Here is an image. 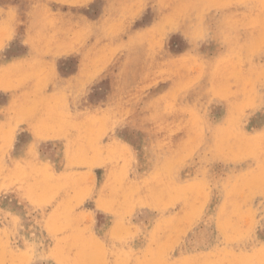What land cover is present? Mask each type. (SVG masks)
Wrapping results in <instances>:
<instances>
[{"label":"rangeland","instance_id":"rangeland-1","mask_svg":"<svg viewBox=\"0 0 264 264\" xmlns=\"http://www.w3.org/2000/svg\"><path fill=\"white\" fill-rule=\"evenodd\" d=\"M180 1L161 13L191 47L113 71L114 101L51 96L52 72L26 69L0 105V264H264V0Z\"/></svg>","mask_w":264,"mask_h":264},{"label":"crops","instance_id":"crops-1","mask_svg":"<svg viewBox=\"0 0 264 264\" xmlns=\"http://www.w3.org/2000/svg\"><path fill=\"white\" fill-rule=\"evenodd\" d=\"M36 1H37V3H36ZM61 1H62V3H61ZM61 1L60 0H57V1L56 0H53V1L52 0H50V1L49 0H44V1L43 0H19V1L18 0H0V29H1L0 30V39L3 42V43L1 42L2 45H0L1 46V67L3 66L1 68V72L3 75H1L2 77L0 80L1 81L0 84L2 86V88L0 87V105L1 106L9 107V105L13 103V98H12V95H13L12 91L13 90H12V88L15 85H17V82L21 83V84L20 83L18 84L19 86L25 85L28 78H30L29 76L27 78L26 77L27 75H25L26 69H28V68H29V71L33 72V75L35 74L34 76H31L32 78L38 77L36 75L37 72L41 71L40 73L44 74L48 70L53 71V73H52L53 77L50 78V82L47 84V91L45 90L48 94H51V96H53L54 94L56 96L62 95L61 93H63V91L66 90L63 94L67 93V95H69L71 97V99L74 101L81 100L82 102H90V101H92L91 99L96 100V101H111V100H115V98L113 97L114 90L112 88L110 89V86L116 85V83L111 80L113 78V74H115L114 72L120 71V70L137 71V70H141L144 68L146 69L147 67H145V65L143 64V58H141L140 56L148 54L152 51L154 52L153 48L156 45L157 46L161 45V44H165V46L167 45V52L166 53L172 54V55L181 54V53L185 52L188 47H191V43H192L191 41L192 40L190 38H188L183 33V30L181 28L178 27V28H173V29L168 30L169 27L166 25V20H165V17L163 16L164 14L161 13V10H160V9L168 6V3H169L168 0H165V2H164V0H161V1L159 0V2H158V0H150V2H152L153 4L150 3L149 0H147V1L145 0L146 2L144 0H140V1L134 0V2H133V0H125V1L124 0H118V1L117 0H89V1L88 0L87 1H85V0H75V1L74 0H70V1L66 0L68 3L67 2H65V3H67V4H65L63 0H61ZM78 1H79V4H78ZM119 1H124V2H119ZM141 1H142V3H141ZM121 3H123V4L121 5ZM164 3H166V4H164ZM68 4H70V5H68ZM77 5H78V7H77ZM139 5H142V6L139 7ZM44 6H46L47 9H45ZM125 7H126V10L125 9L123 10V8H125ZM49 8H50V10H49ZM97 8H99V10ZM131 8L133 11L131 10ZM147 8H149V10H147ZM156 8H157V12H156ZM7 9H9L8 12H7ZM10 9H12V12L10 11ZM30 9H32V10H30ZM70 11L73 13H71ZM132 12H135V13L131 14ZM139 12H141V14ZM144 12H145V14H144ZM37 13H39V14H37ZM46 13H48V14L45 16ZM98 13L99 14L101 13V15H99ZM126 13L129 17L126 15ZM5 14H7V15H5ZM119 14H121V16ZM123 14L125 15L124 18H123V16H124ZM30 15H31V17H30ZM33 15H34V17H33ZM14 16H15V18H14ZM83 16H84V19H83ZM104 16H106V17H104ZM136 16H138V17L140 16V17L138 18ZM146 16H147V19H146ZM32 17L37 22L34 21V19ZM40 17H42V18H40ZM64 17H66V18H64ZM79 17L80 18L82 17V18L80 19ZM117 17H119V18H117ZM121 18H123V20H121ZM54 19H57V20H54ZM102 19H105L104 20L105 22ZM136 19H138V20H136ZM39 20H42V22ZM49 20H51L50 21L51 23L49 22ZM79 20H80V22H79ZM83 20H85V22ZM101 20H102V22H101ZM132 21L134 23H132ZM87 23H89L91 26L88 25ZM102 23L104 25H102ZM1 24L3 25V27ZM11 24H13V25H11ZM36 24H37V26L39 25L40 27L37 28ZM43 25H44V27H43ZM96 25H97V27H96ZM98 25H100L102 27H100ZM31 27L33 28L34 31L35 30H37V31L33 32ZM2 28H3V30L4 29H6V30L3 31ZM40 28H41V30H40ZM42 29H44V30H42ZM88 29H89V31H88ZM162 29H163V31H162ZM151 30H152V32H151ZM145 31L148 33V35L145 33ZM154 31H155V33H154ZM27 32H29V33H27ZM104 32H105V34H104ZM81 33L83 36L81 35ZM106 33H107V35H106ZM144 33H145V35H144ZM4 34H7V36L6 35L4 36ZM66 34H68V35H66ZM84 34H86V35H84ZM180 34H181V36H179ZM31 35L32 36L34 35V37H32ZM94 35L95 36L97 35L100 37H97V36L95 37ZM105 35H106V37H102ZM152 35H154V36L152 37ZM56 36H57V38H56ZM108 36H110V37H108ZM138 36H140V37H138ZM64 37H65V39H64ZM129 37H130L131 41H133V42H131L129 40ZM156 37H159V39ZM31 38H32V40H31ZM96 38H97V41H95ZM140 38H141V40H140ZM152 38L157 39L158 43L156 45L152 44L151 41H149ZM60 39H62V40L64 39L65 43H63L62 40L60 41ZM133 39H135V40H133ZM142 39H145V40H142ZM146 39H149V40H147L148 42L146 41ZM93 40L95 41V43H93ZM36 41H39V42L36 43ZM184 41L185 42L187 41V44ZM125 42H128L129 44L128 43H126V44L129 46H126ZM101 43H102V46H100ZM130 43L131 44L133 43L134 45L132 44L131 45L132 47H131ZM146 43L148 46L146 45ZM65 44H66V46H65ZM94 44H96V45H94ZM151 44L154 45V47ZM20 45H21V47H20ZM52 45H54V46H52ZM149 45L153 48H151V49L147 48V47H150ZM59 46H61V47H59ZM118 46L120 47V49ZM49 47H51V49ZM57 47H59V48L57 49ZM115 47H116V49H115ZM121 47H122V49H121ZM117 48H118V50H117ZM53 49H56L55 51L57 52V54H56V52H54ZM60 49H64V50H60ZM51 50H53V53H50ZM59 50L63 53H61ZM65 50H67V52H64ZM125 51H126V53H125ZM82 52H84V53H82ZM54 54H56V55H54ZM122 55H123V57H122ZM39 58L40 59L42 58V61H44V63H40L42 61ZM70 59H71V61H70ZM110 59H112V60H110ZM18 60H20V61H18ZM36 60L38 63L36 62ZM25 62L27 63V65ZM10 63H12V64H10ZM34 63H35V65H34ZM18 64H20V65H18ZM37 65H39V66H37ZM75 65H76V67H75ZM84 65H86V66L84 67ZM19 67H21V68H19ZM117 67H119V68H117ZM8 68H9V70L12 69L10 73L14 72V73H12V75L10 73H8L9 72ZM53 68H54V70H53ZM85 69H86V73H85ZM101 70H102V72H101ZM54 71H55V73H54ZM87 71H89V72L91 71L93 76L91 75V73H89ZM76 73H77V75H76ZM87 75H90L91 77L89 76V78H88ZM17 77H18V79H17ZM22 79H23V82H22ZM66 79H68V80H66ZM74 80H75V82H74ZM24 81H25V83H24ZM69 81L70 82L72 81V82L70 83ZM81 81H82V83H80ZM83 81L85 83H83ZM5 83L9 84V85L3 86L2 84H5ZM82 85H84V86H82ZM5 86H6V88H4ZM63 86H64V88H63ZM65 86H66V89H65ZM92 86H96L94 88L95 91L93 92V95L95 96V98H91L92 96L90 95V88ZM108 86H109V88H107ZM75 87L76 88L80 87V90H77ZM61 88H62V91L60 92ZM68 91L70 93H68ZM75 96H77V97H75Z\"/></svg>","mask_w":264,"mask_h":264},{"label":"bare ground","instance_id":"bare-ground-1","mask_svg":"<svg viewBox=\"0 0 264 264\" xmlns=\"http://www.w3.org/2000/svg\"><path fill=\"white\" fill-rule=\"evenodd\" d=\"M18 1H19V0H18ZM43 1H44V0H43ZM49 1H50V0H49ZM52 1H53V0H52ZM56 1H57V0H56ZM60 1H61V0H60ZM63 1H64V3L67 2L66 0H63ZM69 1H70V0H69ZM74 1H75V0H74ZM85 1H87V0H85ZM88 1H89V0H88ZM117 1H118V0H117ZM124 1H125V0H124ZM124 1H119V2H124ZM136 1H137V0H136ZM136 1H135V2H136ZM138 1H140V0H138ZM144 1H145V0H144ZM146 1H147V0H146ZM146 1H145V2H146ZM160 1H161V0H160ZM181 1H182V0H181ZM181 1H180V2H181ZM187 1H188V0H187ZM196 1H197V0H196ZM205 1H206V0H205ZM226 1H227V0H226ZM230 1H231V0H230ZM230 1H229V2H230ZM235 1H236V0H235ZM238 1H239V0H238ZM247 1L249 2V0H247ZM253 1H254V0H253ZM259 1H260V0H259ZM41 2H42V1H41ZM133 2H134V0H133ZM133 2H132V3H133ZM149 2H150V0H149ZM158 2H159V0H158ZM164 2H165V0H164ZM189 2H190V4H192L191 1H189ZM201 2H202V1H201ZM232 2H233V1H232ZM232 2H231V3H232ZM239 2H241V0H240ZM242 2H243V1H242ZM36 3H37V1H36ZM45 3H46V2H45ZM61 3H62V1H61ZM67 3H68V2H67ZM67 3H65V4H67ZM70 3H71V2H70ZM75 3H76V2H75ZM96 3H97V2H96ZM110 3H111V2H110ZM141 3H142V1H141ZM150 3H152V2H150ZM187 3H188V2H187ZM187 3H186V4H187ZM197 3H198V1H197ZM202 3H203V2H202ZM237 3H238V2H237ZM244 3H246V1H245ZM249 3H250V2H249ZM53 4H54V3H53ZM71 4H72V3H71ZM78 4H79V1H78ZM83 4H84V3H83ZM97 4H98V3H97ZM122 4H123V3H121V5H122ZM130 4H131V3H130ZM152 4H153V3H152ZM164 4H166V3H164ZM200 4H201V3H200ZM68 5H70V4H68ZM81 5H82V4H81ZM90 5H91V4H90ZM188 5H189V4H188ZM196 5H197V4H196ZM228 5H230V4H228ZM243 5H244V4H243ZM46 6H47V5H46ZM46 6H44L45 9H47ZM65 6H66V5H65ZM88 6H89V5H88ZM105 6H106V5H105ZM109 6H110V5H109ZM130 6H131V5H130ZM130 6H129V7H130ZM140 6H142V5H139V7H140ZM158 6H159V5H158ZM158 6H157V7H158ZM199 6H200V5H199ZM246 6H248V5H246ZM260 6H261V5H260ZM263 6H264V5H263ZM69 7H70V6H69ZM72 7H73V6H72ZM77 7H78V5H77ZM129 7H128V8H129ZM137 7H138V6H137ZM143 7H144V6H143ZM149 7H150V6H149ZM84 8H85V7H84ZM183 8H184V7H183ZM188 8H189V6H188ZM239 8H240V7H239ZM250 8H251V7H250ZM259 8H260V7H259ZM54 9H55V8H54ZM97 9L99 10V8H97ZM124 9L126 10V7L123 8V10H124ZM129 9H130V8H129ZM140 9H141V8H140ZM154 9H155V8H154ZM162 9H163V8H162ZM162 9H160V10H162ZM179 9H180V11H182L181 8H179ZM185 9H186V8H185ZM185 9H184V10H185ZM195 9H198V7L195 8ZM211 9H212V8H211ZM226 9H227V8H226ZM251 9H252V8H251ZM8 10H9V9H7V12H8ZM30 10H32V9H30ZM42 10H43V9H42ZM49 10H50V8H49ZM131 10H132V8H131ZM137 10H138V9H137ZM147 10H149V8H147ZM220 10H221V9H220ZM237 10H238V9H237ZM248 10H249V7H248ZM10 11L12 12V9H10ZM10 11H9V12H10ZM14 11H15V10H14ZM56 11H57V10H56ZM58 11H59V10H58ZM105 11H106V10H105ZM127 11H128V10H127ZM129 11H130V10H129ZM132 11H133V10H132ZM138 11H139V10H138ZM153 11H154V10H153ZM176 11H177V9H176ZM180 11H179V13H181ZM235 11H236V10H235ZM239 11H240V10H239ZM262 11H263V10H262ZM262 11H261V12H262ZM23 12H24V11H23ZM59 12H60V11H59ZM70 12H71V11H70ZM70 12H69V13H70ZM97 12H98V11H97ZM109 12H110V11H109ZM135 12H136V11H135ZM135 12H132L131 14H134ZM141 12H142V11H141ZM141 12H139V13L141 14ZM148 12H149V11H148ZM156 12H157V8H156ZM156 12H155V13H156ZM171 12H172V11H171ZM230 12H231V11H230ZM232 12H233V11H232ZM237 12H238V11H237ZM240 12H241V11H240ZM256 12H257V11H256ZM51 13H52V12H51ZM71 13H73V12H71ZM76 13H77V12H76ZM128 13H129V12H128ZM146 13H147V12H146ZM151 13H152V12H151ZM177 13H178V12H177ZM186 13H187V11H186ZM191 13H192V12H191ZM241 13H242V12H241ZM35 14H36V13H35ZM37 14H39V13H37ZM47 14H48V13H46L45 16H46ZM78 14H79V13H78ZM78 14H77V15H78ZM85 14H86V13H85ZM98 14H99V13H98ZM104 14H105V13H104ZM107 14H108V13H107ZM121 14H122V13H121ZM121 14H119V15L121 16ZM131 14H130V15H131ZM142 14H143V13H142ZM144 14H145V12H144ZM194 14H195V13H194ZM3 15H4V14H3ZM5 15H7V14H5ZM28 15H29V14H28ZM51 15H52V14H51ZM66 15H67V14H66ZM69 15H70V14H69ZM71 15H72V14H71ZM77 15H76V16H77ZM93 15H94V14H93ZM93 15H92V16H93ZM99 15H101V13H100ZM119 15H118V16H119ZM123 15H124V14H123ZM126 15H127V13H126ZM239 15H240V14H239ZM241 15H242V14H241ZM35 16H36V15H35ZM53 16H54V15H53ZM55 16H56V15H55ZM58 16H59V15H58ZM60 16H61V15H60ZM74 16H75V15H74ZM78 16H79V15H78ZM94 16H95V15H94ZM106 16H107V15H106ZM106 16H104V17H106ZM127 16H128V15H127ZM191 16H192V15H191ZM256 16H259V15H256ZM4 17H5V16H4ZM4 17H3V18H4ZM30 17H31V15H30ZM33 17H34V15H33ZM33 17H32V18H33ZM38 17H39V16H38ZM56 17H57V16H56ZM68 17H69V16H68ZM88 17H89V16H88ZM96 17H97V16H96ZM107 17H108V16H107ZM124 17H125V15L123 16V18H124ZM128 17H129V16H128ZM136 17H138V16H136ZM139 17H140V16H139ZM139 17H138V18H139ZM186 17H187V16H186ZM194 17H195V16H194ZM226 17H227V15H226ZM237 17H238V16H237ZM14 18H15V16H14ZM22 18H23V17H22ZM40 18H42V17H40ZM50 18H51V17H50ZM60 18H61V17H60ZM60 18H59V19H60ZM64 18H66V17H64ZM79 18H80V17H79ZM81 18H82V17H81ZM81 18H80V19H81ZM91 18H92V17H91ZM117 18H119V17H117ZM123 18H121V20H123ZM141 18H142V17H141ZM149 18H150V17H149ZM224 18H225V17H224ZM4 19H5V18H4ZM27 19H28V18H27ZM33 19H34V18H33ZM57 19H58V18H57ZM57 19H54V20H57ZM83 19H84V16H83ZM99 19H100V18H99ZM106 19H107V18H106ZM127 19H128V18H127ZM146 19H147V16H146ZM186 19H187V18H186ZM207 19H208V18H207ZM246 19H247V18H246ZM255 19H257V18H255ZM5 20H6V19H5ZM5 20H4V21H5ZM102 20L104 21L105 19H102ZM102 20H101V22H102ZM125 20H126V19H125ZM125 20H124V21H125ZM136 20H138V19H136ZM34 21H36V20L34 19ZM39 21L42 22V20H39ZM50 21H51V20H49V22H50ZM83 21L85 22V20H83ZM193 21H194V20H193ZM244 21H245V20H244ZM253 21H254V20H253ZM257 21H258V19H257ZM10 22H11V21H10ZM32 22H33V21H32ZM36 22H37V21H36ZM79 22H80V20H79ZM104 22H105V21H104ZM107 22H108V21H107ZM109 22H110V21H109ZM140 22H141V21H140ZM247 22H249V21H247ZM262 22H264V20H263ZM1 23H2V22H1ZM50 23H51V22H50ZM62 23H63V22H62ZM74 23H75V22H74ZM132 23H134V22L132 21ZM143 23H144V22H143ZM200 23H201V22H200ZM2 24H3V23H2ZM2 24H1V25H2ZM87 24L90 25L89 23H87ZM97 24H98V23H97ZM138 24H139V23H138ZM167 24H168V23H167ZM169 24H170V23H169ZM184 24H185V23H184ZM223 24H224V23H223ZM244 24H246V23H244ZM248 24H249V23H248ZM257 24H258V23H257ZM11 25H13V24H11ZM30 25H31V24H30ZM33 25H34V24H33ZM44 25H45V24H44ZM44 25H43V27H44ZM88 25H87V26H88ZM102 25H104V24L102 23ZM132 25H133V24H132ZM178 25H179V24H178ZM186 25H187V24H186ZM192 25H193V24H192ZM198 25H199V24H198ZM220 25H221V24H220ZM255 25H256V24H255ZM4 26H5V25H4ZM36 26H37V24H36ZM36 26H35V27H36ZM87 26H86V27H87ZM90 26H91V25H90ZM98 26H100V25H98ZM126 26H127V25H126ZM147 26H148V25H147ZM196 26H197V25H196ZM196 26H195V27H196ZM199 26H200V25H199ZM199 26H197V27L200 28ZM224 26H225V25H224ZM227 26H228V25H227ZM251 26H252V24H251ZM2 27H3V25H2ZM38 27H40V26L38 25L37 28H38ZM96 27H97V25H96ZM100 27H102V26H100ZM145 27H146V26H145ZM169 27H170V26H169ZM174 27H176V26H174ZM234 27H235V26H234ZM256 27H257V26H256ZM263 27H264V26H263ZM58 28H59V27H58ZM60 28H61V27H60ZM88 28H89V27H88ZM127 28H128V27H127ZM165 28H166V27H165ZM179 28H180V27H179ZM184 28H185V27H184ZM189 28H190V26H189ZM192 28H194V26H193ZM232 28H233V27H232ZM235 28H236V27H235ZM10 29H11V28H10ZM31 29L33 30L32 27H31ZM35 29H36V28H35ZM89 29H90V28H89ZM89 29H88V31H89ZM139 29H140V28H139ZM148 29H149V28H148ZM150 29H151V28H150ZM202 29H203V28H202ZM237 29H238V28H237ZM0 30H1V29H0ZM2 30H3V28H2ZM4 30H6V29H4ZM4 30H3V31H4ZM40 30H41V28H40ZM42 30H44V29H42ZM80 30H81V29H80ZM134 30H135V29H134ZM168 30H169V28H168ZM177 30H178V29H177ZM222 30H223V29H222ZM257 30H258V29H257ZM35 31H37V30H35ZM35 31L33 30V32H35ZM81 31H82V30H81ZM88 31H87V32H88ZM99 31H100V30H99ZM149 31H150V30H149ZM227 31H228V30H227ZM247 31H248V30H247ZM261 31H263V29H262ZM11 32H12V31H11ZM11 32H10V33H11ZM83 32H84V31H83ZM83 32H82V33H83ZM109 32H110V31H109ZM112 32H113V31H112ZM112 32H111V33H112ZM151 32H152V30H151ZM191 32H192V31H191ZM255 32H256V31H255ZM27 33H29V32H27ZM47 33H48V32H47ZM64 33H65V32H64ZM82 33H81V35H82ZM133 33H134V32H133ZM145 33L148 35V33H147L146 31H145ZM145 33H144V35H145ZM154 33H155V31H154ZM201 33H202V32H201ZM261 33H262V32H261ZM36 34H37V33H36ZM42 34H43V33H42ZM42 34H41V35H42ZM91 34H92V33H91ZM91 34H90V35H91ZM97 34H98V33H97ZM104 34H105V32H104ZM116 34H117V33H116ZM122 34H123V33H122ZM173 34H174V33H173ZM175 34H176V33H175ZM190 34H191V33H190ZM198 34H199V33H198ZM223 34H224V32H223ZM244 34H245V32H244ZM248 34H249V32H248ZM5 35L7 36V34H4V36H5ZM10 35H11V34H10ZM10 35H9V36H10ZM44 35H45V34H44ZM50 35H51V34H50ZM66 35H68V34H66ZM66 35H65V36H66ZM84 35H86V34H84ZM92 35H93V34H92ZM106 35H107V33H106ZM106 35H105V36H102V37H106ZM111 35H112V34H111ZM124 35H125V34H124ZM133 35H134V34H133ZM154 35H155V34H154ZM154 35H152V37H153ZM168 35H169V34H168ZM177 35H178V34H177ZM195 35H196V34H195ZM224 35H225V34H224ZM240 35H241V34H240ZM258 35H259V34H258ZM258 35H256V36H258ZM260 35H261V34H260ZM260 35H259V36H260ZM9 36H8V37H9ZM31 36H32V35H31ZM42 36H43V35H42ZM82 36H83V35H82ZM94 36H95V35H94ZM96 36H97V35H96ZM96 36H95V37H96ZM115 36H116V35H115ZM129 36H130V35H129ZM158 36H159V35H158ZM171 36H172V35H171ZM179 36H181V34H180ZM231 36H232V34H231ZM32 37H34V35H33ZM66 37H67V36H66ZM97 37H100V36H97ZM108 37H110V36H108ZM130 37H131V36H130ZM130 37H129V40L131 41ZM135 37H136V36H135ZM138 37H140V36H138ZM148 37H149V36H148ZM164 37H165V36H164ZM27 38H28V37H27ZM37 38H38V37H37ZM40 38H41V37H40ZM45 38H46V37H45ZM45 38H44V39H45ZM56 38H57V36H56ZM58 38H59V37H58ZM84 38H85V37H84ZM133 38H134V37H133ZM156 38L159 39V37H156ZM179 38H180V37H179ZM243 38H244V37H243ZM254 38H255V37H254ZM25 39H26V38H25ZM64 39H65V37H64ZM64 39H63V40L60 39V41L62 40L63 43H65ZM180 39H181V38H180ZM244 39H245V38H244ZM257 39H259V38H257ZM31 40H32V38H31ZM39 40H40V39H39ZM99 40H100V39H99ZM133 40H135V39H133ZM140 40H141V38H140ZM142 40H145V39H142ZM147 40H149V39H146V41H147ZM154 40H155V39H154ZM255 40H256V39H255ZM16 41H17V40H16ZM49 41H50V40H49ZM53 41H54V40H53ZM57 41H58V40H57ZM95 41H97V38H96ZM95 41L93 40V43H95ZM114 41H115V40H114ZM121 41H122V40H121ZM136 41H137V40H136ZM261 41H262V40H261ZM1 42H2V41H0V43H1ZM38 42H39V41H36V43H38ZM45 42H46V41H45ZM131 42H133V41H131ZM141 42H142V41H141ZM141 42H140V43H141ZM147 42H148V41H147ZM184 42H185V41H184ZM186 42H187V41H186ZM235 42H236V41H235ZM237 42H238V41H237ZM241 42H243V41H241ZM247 42H249V41H247ZM2 43H3V42H2ZM2 43H1V44H2ZM29 43H30V42H29ZM51 43H52V42H51ZM53 43H54V42H53ZM93 43H92V44H93ZM123 43H124V42H123ZM123 43H122V44H123ZM126 43H128V42H125V45H126V46H129V45H127ZM135 43H136V42H135ZM151 43L154 44L152 41H151ZM128 44H129V43H128ZM132 44H133V43H132ZM132 44L130 43V46H131ZM152 44H151V45H152ZM236 44H237V43H236ZM243 44L245 45V43H243ZM61 45H62V44H61ZM94 45H96V44H94ZM133 45H134V44H133ZM146 45H147V43H146ZM164 45H165V44H164ZM52 46H54V45H52ZM63 46H64V45H63ZM65 46H66V44H65ZM70 46H71V45H70ZM90 46H91V45H90ZM92 46H93V45H92ZM100 46H102V43L100 44ZM147 46H148V45H147ZM149 46H150V45H149ZM152 46L154 47V45H152ZM156 46H157V45H156ZM229 46H230V45H229ZM233 46H234V45H233ZM233 46H231V47L233 48ZM237 46H238V45H237ZM263 46H264V45H263ZM0 47H1V46H0ZM20 47H21V45H20ZM20 47H19V48H20ZM59 47H61V46H59ZM59 47H57V49H58ZM118 47H119V46H118ZM123 47H124V46H123ZM131 47H132V46H131ZM153 47L150 46V47H147V48L151 49V48H153ZM49 48L51 49V47H49ZM49 48H48V49H49ZM78 48H79V47H78ZM111 48H112V47H111ZM128 48H129V47H128ZM145 48H146V47H145ZM165 48H166V47H165ZM226 48H227V47H226ZM115 49H116V47H115ZM119 49H120V47H119ZM121 49H122V47H121ZM153 49H155V48H153ZM171 49H172V48H171ZM173 49H174V48H173ZM32 50H33V49H32ZM53 50H54V52H56V51H55L56 49H53ZM53 50H51L50 53H53ZM60 50H64V49H60ZM60 50H59V51H60ZM73 50H74V49H73ZM87 50H88V49H87ZM117 50H118V48H117ZM225 50H226V49H225ZM233 50H234V49H233ZM242 50H243V49H242ZM246 50H248V49L246 48ZM57 51H58V50H57ZM76 51H77V50H76ZM78 51H79V50H78ZM91 51H92V50H91ZM181 51H182V50H181ZM181 51H180V52H181ZM235 51H236V50H235ZM235 51H234V52H235ZM60 52H61V51H60ZM60 52H59V53H60ZM64 52H67V50H65ZM69 52H70V51H69ZM84 52H85V51H84ZM84 52H82V53H84ZM147 52H148V51H147ZM152 52H153V51H152ZM152 52H150V53H152ZM193 52H194V51H193ZM225 52H227V51H225ZM247 52H248V51H247ZM263 52H264V51H263ZM50 53H49V54H50ZM61 53H63V52H61ZM113 53H114V52H113ZM125 53H126V51H125ZM127 53H128V52H127ZM150 53H149V54H150ZM153 53H154V52H153ZM170 53H171V52H170ZM39 54H40V53H39ZM43 54H44V53H43ZM56 54H57V52H56ZM56 54H54V55H56ZM198 54H199V53H198ZM239 54H240V52H239ZM239 54H237V55H239ZM31 55H32V54H31ZM82 55H83V54H82ZM127 55H128V54H127ZM175 55H176V54H175ZM201 55H202V54H201ZM222 55H224V54H222ZM234 55H235V54H234ZM243 55H245V54H243ZM255 55H256V54H255ZM149 56H151V55H149ZM152 56H154V55H152ZM225 56H226V55H225ZM122 57H123V55H122ZM218 57H219V56H218ZM234 57H235V56H234ZM240 57H241V55H240ZM244 57H245V56H244ZM253 57H254V56H253ZM53 58H54V57H53ZM128 58H129V57H128ZM226 58H227V57H226ZM231 58H232V57H231ZM241 58H242V57H241ZM32 59H33V58H32ZM39 59H40V58H39ZM72 59H73V58H72ZM116 59H117V58H116ZM186 59H188V58H186ZM189 59H190V58H189ZM189 59H188V60H189ZM206 59H207V58H206ZM222 59H224V58H222ZM229 59H230V58H229ZM232 59H233V58H232ZM232 59H230V60L233 61ZM237 59H238V57H237ZM239 59H240V58H239ZM40 60L42 61V58H41ZM40 60H39V61H40ZM44 60H45V59H44ZM52 60H53V59H52ZM104 60H105V59H104ZM110 60H112V59H110ZM127 60H128V59H127ZM184 60H185V59H184ZM194 60H195V59H194ZM216 60H217V59H216ZM216 60H215V61H216ZM18 61H20V60H18ZM26 61H27V60H26ZM50 61H51V60H50ZM70 61H71V59H70ZM76 61H77V60H76ZM153 61H154V60H153ZM189 61H190V60H189ZM238 61H239V60H238ZM16 62H17V61H16ZM36 62H37V60H36ZM48 62H49V61H48ZM61 62H62V61H61ZM112 62H113V61H112ZM228 62H229V61H228ZM246 62H247V61H246ZM248 62H249V60H248ZM13 63H14V62H13ZM18 63H19V62H18ZM25 63H26V62H25ZM25 63H24V64H25ZM37 63H38V62H37ZM40 63H44V61H42V62H40ZM53 63H54V62H53ZM75 63H76V62H75ZM188 63H189V62H188ZM188 63L186 62L185 65H187ZM10 64H12V63H10ZM69 64H70V63H69ZM80 64H81V63H80ZM87 64H88V63H87ZM124 64H125V63H124ZM212 64H213V63H212ZM212 64H211V65H212ZM219 64H220V63H219ZM223 64H225V62H224ZM236 64H237V62H236ZM238 64H239V63H238ZM242 64H243V63H242ZM16 65H17V64H16ZM18 65H20V64H18ZM26 65H27V63H26ZM34 65H35V63H34ZM53 65H54V64H53ZM70 65H71V64H70ZM225 65H226V64H225ZM232 65H233V64H232ZM261 65H263V64L261 63ZM11 66H12V65H11ZM14 66H15V65H14ZM21 66H22V65H21ZM28 66H29V65H28ZM37 66H39V65H37ZM46 66H47V65H46ZM85 66H86V65H84V67H85ZM95 66H96V65H95ZM118 66H119V65H118ZM122 66H123V65H122ZM122 66H121V67H122ZM125 66H126V65H125ZM214 66H215V65H214ZM221 66H222V65H221ZM221 66L219 65L218 68H220ZM238 66H240V65H238ZM263 66H264V65H263ZM2 67H3V66H2ZM2 67H1V68H2ZM4 67H5V66H4ZM23 67H24V66H23ZM29 67H30V66H29ZM35 67H36V66H35ZM75 67H76V65H75ZM115 67H116V66H115ZM119 67H120V66H119ZM119 67H117V68H119ZM168 67H169V65H168ZM248 67H249V66H248ZM253 67H254V66H253ZM19 68H21V67H19ZM36 68H37V67H36ZM39 68H40V67H39ZM122 68H123V67H122ZM169 68H170V67H169ZM208 68H209V67H208ZM221 68H222V67H221ZM229 68H230V66H229ZM254 68H255V67H254ZM257 68H258V66H257ZM3 69H4V68H3ZM28 69H29V68H28ZM42 69H43V68H42ZM42 69H41V70H42ZM93 69H94V68H93ZM213 69H215V68L213 67ZM237 69H238V68H237ZM240 69H241V68H240ZM240 69H239V70H240ZM8 70H9V68H8ZM11 70H12V69H10L8 73H10ZM53 70H54V68H53ZM87 70H88V69H87ZM114 70H115V69H114ZM167 70H168V68H166L165 71H167ZM170 70H171V69H170ZM209 70H210V69H209ZM219 70H220V69H219ZM219 70H217V71H219ZM222 70H223V69H222ZM222 70H221V71H222ZM225 70H226V69H225ZM230 70H231V69H230ZM244 70H245V69H244ZM247 70H248V69H247ZM19 71H20V70H19ZM21 71H22V70H21ZM42 71H43V70H42ZM48 71H50V70H48ZM64 71H65V70H64ZM68 71H69V70H68ZM159 71H161V70H159ZM162 71H163V70H162ZM242 71H243V70H242ZM40 72H41V71H40ZM40 72H37L36 74H38V73H40ZM51 72L53 73V71H51ZM87 72H89V71H87ZM94 72H95V71H94ZM101 72H102V70H101ZM240 72H241V71H240ZM253 72H254V71H253ZM262 72H263V71H262ZM6 73H7V72H6ZM12 73H14V72H12ZM20 73H21V72H20ZM30 73H31V72H30ZM54 73H55V71H54ZM77 73H78V72H77ZM77 73H76V75H77ZM85 73H86V69H85ZM85 73H84V74H85ZM89 73H91V71H90ZM157 73H159V72H157ZM160 73H161V72H160ZM171 73H172V72H171ZM174 73H175V72L173 71V74H174ZM212 73H213V70H212ZM212 73H211V74H212ZM215 73H216V72H215ZM225 73H226V71H225ZM227 73H228V72H227ZM227 73H226V74H227ZM243 73H244V72H243ZM246 73H248V72H246ZM249 73H250V72H249ZM10 74H11V73H10ZM45 74H46V73H45ZM93 74H94V73H93ZM98 74H99V73H98ZM119 74H121V72H120ZM234 74H235V73H234ZM234 74H233V75H234ZM262 74H264V73H262ZM2 75H3V74H2ZM25 75H28V76H29V73H27V74H25ZM34 75H35V74H34ZM34 75H33V76H34ZM52 75H53V74H52ZM91 75H92V73H91ZM117 75H118V74H117ZM215 75H216V74H215ZM233 75H232V76H233ZM0 76H1V75H0ZM15 76H16V75H15ZM28 76H26V77L28 78ZM87 76H88V78H89L90 75H87ZM92 76H93V75H92ZM115 76H116V75H115ZM119 76H120V75H119ZM119 76H118V77H119ZM228 76H229V75H228ZM238 76H239V74H238ZM240 76H241V75H240ZM1 77H2V76H1ZM13 77H14V76H13ZM48 77H49V76H48ZM51 77H53V76H51ZM74 77H75V76H74ZM79 77H80V76H79ZM90 77H91V76H90ZM21 78H22V77H21ZM24 78H25V77H24ZM86 78H87V77H86ZM168 78H169V77H168ZM224 78H225V77H224ZM235 78H236V77H235ZM240 78H241V77H240ZM14 79H15V78H14ZM17 79H18V77H17ZM29 79H30V78H29ZM29 79H28V80H29ZM52 79H53V78H52ZM118 79H119V78H118ZM211 79H212V78H211ZM225 79H226V78H225ZM237 79H238V78H237ZM2 80H3V79H2ZM26 80H27V79H26ZM66 80H68V79H66ZM71 80H72V79H71ZM79 80H80V79H79ZM84 80H85V79H84ZM104 80H105V79H104ZM116 80H117V78H116ZM116 80H115V81H116ZM162 80H164V79H162ZM217 80H218V79H217ZM223 80H224V79H223ZM242 80H243V77H242ZM41 81H42V79H41ZM118 81H119V80H118ZM210 81L212 82V80H210ZM226 81H227V80H226ZM226 81H225V82H226ZM239 81H241V80H239ZM22 82H23V79H22ZM69 82H70V81H69ZM71 82H72V81H71ZM71 82H70V83H71ZM74 82H75V80H74ZM76 82H77V81H76ZM166 82H167V81H166ZM220 82H221V81H220ZM14 83H15V82H14ZM14 83H13V84H14ZM19 83H20V82H17V85H18ZM24 83H25V81H24ZM28 83H29V82H28ZM45 83L47 84V82H45ZM80 83H82V81H81ZM83 83H85V82L83 81ZM100 83H101V82H100ZM104 83H105V82H104ZM118 83H119V82H118ZM156 83H157V82H156ZM202 83H203V82H202ZM221 83H222V82H221ZM223 83H224V82H223ZM232 83H233V82H232ZM242 83H243V82H242ZM20 84H21V83H20ZM66 84H67V83H66ZM74 84H75V83H74ZM210 84H211V83H210ZM216 84H217V83H216ZM216 84H214V85H216ZM227 84H228V83H227ZM2 85L4 86V85H9V84H6V83H5V84H2ZM14 85H15V84H14ZM14 85H13V86H14ZM200 85H201V84H200ZM26 86H27V85H26ZM46 86H47V85H46ZM82 86H84V85H82ZM116 86H117V85H116ZM212 86H213V85H212ZM223 86H224V85H223ZM0 87L2 88V86H0ZM8 87H9V86H8ZM24 87H25V86H24ZM24 87H23V88H24ZM152 87H153V86H152ZM210 87H211V86H210ZM213 87H214V86H213ZM213 87H212V88H213ZM4 88H6V86H5ZM10 88H11V87H10ZM63 88H64V86H63ZM75 88H76V87H75ZM115 88L117 89L118 86L115 87ZM120 88H121V87H120ZM220 88H221V87H220ZM36 89H37V88H36ZM65 89H66V86H65ZM76 89H77V90H80V87H79V88H76ZM76 89H75V90H76ZM216 89H217V88H216ZM238 89H239V88H238ZM59 90H60V89H59ZM69 90H70V89H69ZM120 90H121V89H120ZM198 90H199V89H198ZM210 90H213V89H210ZM236 90H237V89H236ZM37 91H38V90H37ZM61 91H62V88H61L60 92H61ZM65 91H66V90H65ZM65 91H63V93H64ZM73 91H74V90H73ZM162 91H163V90H162ZM204 91H205V90H204ZM207 91H208V90H207ZM226 91H227V90H226ZM229 91H230V90H229ZM247 91H248V90H247ZM247 91H246V92H247ZM30 92H31V91H30ZM51 92H52V91H51ZM51 92H50V93H51ZM71 92H72V91H71ZM84 92H85V91H84ZM119 92H120V91H119ZM122 92H123V91H122ZM166 92H167V91H166ZM216 92H217L218 96L221 94V93L218 92V90H216ZM232 92H233V91H232ZM22 93H23V92H22ZM63 93H61V94L63 95ZM68 93H70V92L68 91ZM80 93H81V92H80ZM82 93H83V92H82ZM154 93H155V92H154ZM214 93H215V90H214ZM240 93H241V92H240ZM28 94H29V92H28ZM46 94H48V93H46ZM66 94H67V93H66ZM66 94H64V97L66 96ZM85 94H86V93H85ZM91 94H92V93H91ZM155 94H156V93H155ZM215 94H216V93H215ZM230 94H231V92H230ZM52 95H53V94H52ZM54 95H55V94H54ZM54 95H53V96H54ZM62 95H61V96H62ZM76 95H77V94H76ZM112 95H113V94H112ZM120 95H122V94H120ZM161 95H162V94H161ZM35 96H36V94H35ZM43 96H45V95H43ZM48 96H49V95H48ZM67 96H69V95H67ZM153 96H154V95H153ZM199 96H200V95H199ZM33 97H34V96H33ZM54 97H55V96H54ZM64 97H63V99H65ZM75 97H77V96H75ZM75 97H74V98H75ZM84 97H85V96H84ZM84 97H83V98H84ZM120 97H121V96H120ZM135 97H136V96H135ZM135 97H134V98H135ZM139 97H140V96H139ZM139 97H138V99H140ZM219 97H220V96H219ZM232 97H233V96H232ZM15 98H16V97H15ZM18 98H19V96H18ZM61 98H62V97H61ZM118 98H119V97H118ZM128 98H129V97H128ZM130 98H131V97H130ZM226 98H227V97H226ZM238 98H239V97H238ZM25 99H26V98H25ZM38 99H39V97H38ZM42 99H43V98H42ZM44 99H46V98H44ZM58 99H59V96H58ZM113 99H114V98H113ZM119 99H120V98H119ZM126 99H127V98H125L124 101H126ZM233 99H234V98H233ZM239 99H240V98H239ZM15 100H16V99H15ZM18 100H19V99H18ZM59 100H60V99H59ZM59 100H58V101H59ZM78 100H79V99H78ZM116 100H117V99H116ZM127 100H128V99H127ZM152 100H153V99H152ZM156 100H157V99H156ZM224 100H225V98H224ZM231 100H232V99H231ZM23 101H24V100H22V102H23ZM42 101H43V100H42ZM54 101H56V103H57V100H54ZM60 101H61V100H60ZM60 101H59V103H60ZM65 101H67V100H65ZM80 101H81V100H79L78 102L80 103ZM85 101H86V100H85ZM112 101H114V100H112ZM166 101H167V99H166ZM32 102L34 103V101H32ZM51 102H52V101H51ZM62 102H64V101H62ZM73 102H74V101H73ZM110 102H111V101H110ZM115 102H116V101H115ZM121 102H123V100H122ZM139 102H140V101H139ZM145 102H146V101H145ZM145 102H144V103H145ZM156 102H157V101H156ZM227 102H228V100H227ZM239 102H240V101H239ZM14 103H16V102H14ZM19 103H20V102H19ZM30 103H31V102H30ZM40 103H41V102H40ZM44 103H46V101H45ZM64 103H65V102H64ZM66 103H67V106H68V102H66ZM66 103H65V104H66ZM69 103H70V102H69ZM119 103H120V102H119ZM136 103H137V102H136ZM149 103H151V102H149ZM172 103H173V102H172ZM9 104H10V103H9ZM38 104H39V103H38ZM54 104H55V103H54ZM61 104H62V103H61ZM61 104H60V105H61ZM65 104L62 105V106H65ZM73 104L75 105V103H73ZM112 104H113V103H112ZM112 104H109V105H112ZM116 104H117V103H116ZM165 104H166V103H165ZM234 104H235V103H234ZM236 104H237V103H236ZM10 105H11V104H10ZM12 105H13V104H12ZM20 105H21V103H20ZM31 105H32V103H31ZM57 105H58V103H57ZM57 105H56V107H57ZM109 105H108V106H109ZM114 105H115V104H113V106H114ZM118 105H120V104H118ZM154 105H155V104H154ZM230 105H231V104H230ZM26 106H27V109L30 107V106L28 107V105H26ZM41 106H42V105H41ZM44 106H45V105H44ZM58 106H59V105H58ZM62 106H61V108H62ZM69 106H70V105H69ZM121 106H122V105H121ZM163 106H164V105H163ZM199 106H200V105H199ZM232 106H233V105H232ZM235 106H236V105H235ZM13 107H15V106H13ZM22 107H23V106H22ZM31 107H32V106H31ZM31 107H30V108H31ZM34 107H35V105H33V108H34ZM37 107H38V106H37ZM37 107H36V108H37ZM50 107H51V106H50ZM50 107H49V108H50ZM155 107H156V106H155ZM166 107H167V106H166ZM200 107H201V106H200ZM230 107H231V106H230ZM24 108H25V107H23V109H24ZM101 108H102V107H101ZM118 108H119V107H117L116 110H118ZM122 108H123V107H122ZM152 108H153V107H152ZM231 108H232V107H231ZM16 109H17V108H16ZM65 109H66V108H65ZM70 109H71V108H70ZM127 109H128V108H127ZM154 109H156V108H154ZM202 109H203V108H202ZM234 109H235V108H234ZM234 109H233V110H234ZM237 109H238V108H237ZM18 110H19V109H18ZM43 110H44V109H42V111H43ZM46 110H47V109H45L44 111H46ZM56 110H57V108H56ZM102 110H103V109H102ZM165 110H166V108H165ZM165 110H162V111L164 112ZM230 110H231V109H230ZM235 110H236V109H235ZM12 111H13V110H12ZM24 111H25V109H24ZM24 111H23V112H24ZM76 111H77V110H76ZM83 111H84L85 114H87V112H86L87 110H86V111L83 110ZM139 111H140V110H139ZM154 111H155V110H152L151 112H154ZM200 111H201V110H200ZM19 112H20V111H19ZM98 112H99V111H98ZM120 112H121V110H120ZM127 112H128V111H127ZM127 112H125V113L127 114ZM14 113H17V112H14ZM47 113H48V112H47ZM70 113H71V110H70L69 114H70ZM84 113H83V114H84ZM111 113H112V112H111ZM116 113H117V112H116ZM125 113H123V114L125 115ZM160 113H161V112H160ZM160 113H158V114H160ZM17 114H20V113H17ZM40 114H41V113H40ZM73 114H74V113H73ZM78 114H79V113H78ZM83 114H82V116H83ZM85 114H84V115H85ZM119 114H120V113H119ZM150 114H152V113H150ZM156 114H157V113H156ZM21 115H22V114H21ZM52 115H53V114H52ZM54 115H55V114H54ZM57 115H58V114H57ZM59 115H60V114H59ZM80 115H81V114H80ZM88 115H90V112L88 113ZM94 115H96V114H94ZM94 115H93V117H94ZM108 115H109V113H108ZM133 115H134V114H133ZM137 115H138V114H137ZM152 115H153V114H152ZM160 115H161V114H160ZM12 116H13V115H12ZM48 116H49V115H48ZM61 116H63L62 113H61ZM71 116H72V115H71ZM76 116H77V115H76ZM76 116H75V117H76ZM78 116H79V115H78ZM82 116H81V117H82ZM97 116H98V115H97ZM101 116H102V115H101ZM120 116H121V118H122V114H120ZM138 116H139V115H138ZM147 116H148V115H147ZM153 116H154V115H153ZM153 116H152V119H153ZM43 117H44V116H43ZM50 117H52V116H50ZM67 117H68V116H67ZM89 117H92V115L89 116ZM112 117H113V116H112ZM116 117H117V116H116ZM157 117H158V116H157ZM229 117H230V116H229ZM87 118H88V117H87ZM98 118H99V116H98ZM101 118H103V117H101ZM113 118H114V117H113ZM117 118H119V117H117ZM145 118H146V117H145ZM36 119H37V118H36ZM48 119H49V117H48ZM52 119H55V118H52ZM58 119H60L59 116H58ZM91 119H92V118H91ZM91 119H90V120H91ZM96 119H97V118H96ZM103 119H104V118H103ZM105 119H106V118H105ZM105 119H104V120H105ZM124 119H125V118H124ZM131 119H133V118H131ZM152 119H151V117L149 118L150 121H151ZM17 120H18V119H17ZM24 120H25V119H24ZM24 120L22 119V121H24ZM37 120H38V119H37ZM41 120H42V119H41ZM61 120L63 121V119H61ZM64 120H65V119H64ZM92 120H93V119H92ZM94 120H95V119H94ZM94 120L91 121V122H94ZM97 120H98V119H97ZM108 120H109V119H108ZM115 120H116V119H115ZM115 120H114L113 122H115ZM117 120H119V119H117ZM128 120H129V119H128ZM147 120H148V118H147ZM206 120H207V119H206ZM226 120H227V119H226ZM25 121H28V120H25ZM39 121H40V120H39ZM39 121H38V122H39ZM47 121H48V120H47ZM55 121H57V120H55ZM59 121H60V120H59ZM86 121H87V120H86ZM122 121H123V120H122ZM9 122H10V121H9ZM17 122H18V121H17ZM44 122H45V121H44ZM67 122H68V121H67ZM76 122H77V121H76ZM79 122H80V121H79ZM87 122H89V121H87ZM87 122H86V123H87ZM95 122H96V121H95ZM95 122H94V123H95ZM123 122H124V121H123ZM143 122H144V121H143ZM156 122H157V121H156ZM14 123H15V122H14ZM59 123H60V122H59ZM70 123H72V122H70ZM73 123H74V122H73ZM73 123H72V125H73ZM77 123H78V122H77ZM104 123H105V122H104ZM107 123L110 124L111 122H107ZM119 123H120V122H119ZM37 124H38V123H37ZM47 124H48V123H47ZM68 124H69V122H68ZM68 124H67V125H68ZM91 124H92V123H91ZM162 124H163V123H162ZM11 125H13V124H11ZM42 125H43V124H42ZM53 125H57V124H53ZM62 125H63V122H62ZM69 125H71V124H69ZM78 125H80V124H78ZM87 125H88V123H87ZM87 125L85 124V127H86ZM101 125H103V123H101ZM137 125H138V124H137ZM219 125H221V124H219ZM30 126H31V125H30ZM36 126H37V125H36ZM36 126H35V128H37ZM48 126H49V125H48ZM51 126H52V125H51ZM57 126H58V125H57ZM88 126L90 127V123H89ZM91 126H92V125H91ZM160 126H161V125H160ZM160 126H159V127H160ZM222 126H223V125H222ZM52 127H53V126H52ZM52 127H51V128H52ZM74 127H75V126H74ZM85 127H84L83 129H86ZM89 127H88V132H89ZM116 127H117V126H116ZM56 128H57V127H56ZM71 128H72V127H71ZM104 128H105V127H104ZM140 128H141V126H140ZM161 128H162V126H161ZM223 128H224V127H223ZM53 129H54V128H53ZM76 129H77V128H76ZM83 129H82V130H83ZM107 129H109V128L107 127ZM162 129H163V128H162ZM166 129H167V128H166ZM219 129H220V127H219ZM68 130H69V129H68ZM78 130H79V129H78ZM90 130H91V129H90ZM95 130H98V129L95 128ZM105 130H106V129H105ZM105 130H104V131H105ZM164 130H165V129H164ZM164 130H163V131H164ZM37 131H38V130H37ZM69 131H70V130H69ZM69 131H68V132H69ZM217 131H218V130H217ZM34 132H35V130H34ZM46 132L48 133V131H46ZM82 132H83V131H82ZM85 132H87V131H85ZM90 132H91V131H90ZM92 132H94V131H92ZM99 132H100V133H99ZM99 132H98L99 134H98V133H97V134H98V136H101V132H102V130L99 131ZM105 132H106V131H105ZM158 132H159V131H158ZM223 132H224V131H223ZM51 133H52V132H51ZM70 133H71V131H70ZM78 133H80V132H78ZM83 133H84V132H83ZM83 133H82V134H83ZM159 133H160V132H159ZM224 133H225V132H224ZM35 134H36V133H35ZM72 134H73V133H72ZM102 134H103V133H102ZM164 134H165V133H164ZM215 134H216V133H215ZM256 134L258 135V133H256ZM256 134H255V135H256ZM260 134H262V132L259 133V135H260ZM40 135H41V134H40ZM47 135H48V134H47ZM79 135H80V134H79ZM84 135H87V134H84ZM243 135H244V134H243ZM247 135H248V134H247ZM259 135H258V136H259ZM37 136L39 137V135H37ZM42 136H43V135H42ZM98 136H97V137H98ZM216 136H219V134L216 135ZM238 136H239V135H238ZM44 137H45V136H44ZM87 137H88V136H87ZM231 137H232V136H231ZM239 137H240V136H239ZM246 137H247V136H246ZM246 137H244V138H246ZM249 137H250V136H249ZM255 137H256V136H255ZM69 138H70V137H69ZM94 138L97 140L96 137H94ZM99 138H100V137H99ZM99 138H98V140H100ZM220 138H221V137H220ZM234 138H235V137H234ZM70 139H71V138H70ZM83 139H84V138H83ZM90 139H91V138H90ZM214 139H216V138H214ZM222 139H223V138H222ZM222 139H220V141H221ZM225 139H226V138H225ZM229 139H230V138H229ZM229 139H228V140H229ZM242 139H243V138H242ZM246 139H247V138H246ZM253 139H254V141H255V138H253ZM256 139H257V138H256ZM85 140H86V144H88V143H87V139H86V137H85ZM85 140H84V142H85ZM115 140H116V139H115ZM248 140H249V139H248ZM88 141H90V140H88ZM92 141H93V140H92ZM94 141H95V140H94ZM233 141H234V140H233ZM236 141H237V139H236ZM236 141H234V142H236ZM246 141H247V140H246ZM250 141H251V140H250ZM90 142H91V141H90ZM215 142H216V141H214V143H215ZM229 142H230V141H229ZM255 142H256V141H255ZM69 143H70V142H69ZM96 143H97V142H96ZM98 143H99V142H98ZM101 143H102V142H101ZM101 143H99V144H101ZM118 143H119V142H118ZM30 144H31V143H30ZM84 144H85V143H84ZM99 144H97V145H99ZM115 144H116V143H115ZM119 144H120V143H119ZM122 144H123V143H122ZM228 144H230V143H228ZM34 145H35V144H34ZM101 145H102V144H101ZM117 145H118V144H117ZM215 145H216V144H215ZM230 145H231V144H230ZM84 147H85V146H84ZM87 147H88V146H87ZM79 148H80V147H79ZM89 148H90V147H89ZM0 150H1V149H0ZM1 151H2V150H1ZM1 151H0V152H1ZM100 151H101V150H100ZM98 152H99V151H98ZM101 153H102V151H101ZM96 154H97L98 157L100 156V154L98 155V153H95V155H96ZM95 155H93V156H95ZM113 155H114V154H113ZM97 156H96V157H97ZM80 157H82V156H80ZM96 157H94V158L96 159ZM102 157H103V156H102ZM116 157H117V156H116ZM75 158H76V155H75ZM94 158H93V159H94ZM99 159H100V158H99ZM99 159H97V161H99ZM102 159L104 160V158H102ZM262 159H263V158H262ZM161 163H162V162H161ZM160 165H162V164H160ZM154 168H155V167H154ZM115 169H116V168H115ZM118 170H119V169H118ZM152 170H153V169H152ZM154 170H155V169H154ZM114 171H115V170H114ZM116 171H117V170H116ZM159 171H160V170H159ZM150 172H151V170H150ZM150 172H148V174H149ZM155 173H156V172H155ZM117 174H118V172H117ZM150 174H151V173H150ZM160 175H161V174H160ZM163 175H164V173H163ZM111 176H112V175H111ZM149 176H151V175H149ZM154 176H155V175H154ZM113 178H115V177H113ZM134 178H135V177H134ZM111 179H112V178H111ZM145 179H146V178H145ZM136 180H137V179H136ZM114 183H115V182H114ZM114 183H113V185H114ZM110 185H111V184H110ZM113 185H112V186H113ZM125 187H126V186H125ZM156 187H157V186H156ZM120 189H122V188L120 187ZM120 189H119V190H120ZM123 191H124V190H123ZM118 193H119V192H118ZM1 243H2V242H1Z\"/></svg>","mask_w":264,"mask_h":264}]
</instances>
